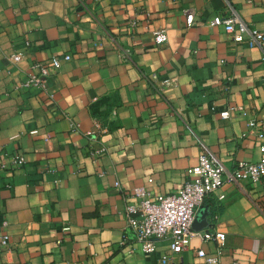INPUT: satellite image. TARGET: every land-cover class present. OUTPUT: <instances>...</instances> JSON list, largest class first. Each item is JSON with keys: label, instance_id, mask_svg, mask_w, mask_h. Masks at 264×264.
<instances>
[{"label": "crops", "instance_id": "0c3cea01", "mask_svg": "<svg viewBox=\"0 0 264 264\" xmlns=\"http://www.w3.org/2000/svg\"><path fill=\"white\" fill-rule=\"evenodd\" d=\"M232 13L264 29V0H0V233L13 244L0 264H207L197 250L216 243L198 235L178 253L166 238L143 253L124 209L135 187L177 190L202 149L227 169L260 158L264 47L211 25ZM53 56L45 90L17 87ZM196 216L194 231L224 233L219 264H264V177L225 183Z\"/></svg>", "mask_w": 264, "mask_h": 264}, {"label": "built area", "instance_id": "2783aa9c", "mask_svg": "<svg viewBox=\"0 0 264 264\" xmlns=\"http://www.w3.org/2000/svg\"><path fill=\"white\" fill-rule=\"evenodd\" d=\"M250 2L251 0H247ZM193 12L186 14V23L192 24ZM212 26H221L229 34L235 43L247 41L250 47H264V29H257L247 25L235 13L227 16L214 15L211 20ZM156 43H163L167 40L164 29L154 32ZM28 46L29 42L26 41ZM24 58V52L17 51L11 53L7 59L11 65L18 64ZM70 59L69 54L63 56V60ZM61 59L53 56L48 64L35 62L30 66L25 78L17 85L18 88H36L45 90L46 78L58 70ZM16 87V88H17ZM231 107L219 112L221 117H229L235 110ZM102 122V121H101ZM250 126H255L254 121L249 122ZM103 123L97 122L95 130L89 135L96 137L100 131H105ZM259 138L264 137V133H257ZM105 147L99 145L91 151V154H101ZM260 158L256 162L238 160L231 169H227L223 163L216 159L207 149H202L198 155V162L188 170L192 176L187 178L175 191L158 195L151 193L144 187H135L131 193L134 201L127 203L124 209L127 227L132 231L135 242L140 251L151 253L155 251V240L166 238L169 249L178 253L185 250L190 243L192 236L198 235L202 240H212L216 243V251L213 254H206L204 250H197V255L204 258L207 264H219L220 254L223 246L224 233L216 230L194 231L192 222L195 211L202 201L211 194L216 193L225 183L246 180L256 182L264 177V143L259 146ZM26 158L23 153H14L11 156V163L15 167L25 164ZM150 181V179H148ZM115 186H119L116 181ZM224 193L216 194L217 200L224 198ZM5 224V223H4ZM13 247L7 233H0V251ZM162 263H166L163 257ZM232 264H238L233 262Z\"/></svg>", "mask_w": 264, "mask_h": 264}, {"label": "water", "instance_id": "95a60500", "mask_svg": "<svg viewBox=\"0 0 264 264\" xmlns=\"http://www.w3.org/2000/svg\"><path fill=\"white\" fill-rule=\"evenodd\" d=\"M197 223L202 224V221H198V217L196 216L192 222V228H194Z\"/></svg>", "mask_w": 264, "mask_h": 264}]
</instances>
